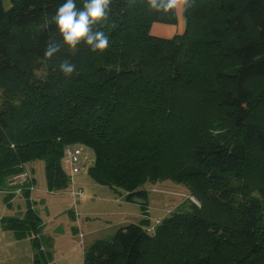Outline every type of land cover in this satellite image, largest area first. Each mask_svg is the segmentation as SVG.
I'll list each match as a JSON object with an SVG mask.
<instances>
[{
  "label": "trees",
  "instance_id": "1",
  "mask_svg": "<svg viewBox=\"0 0 264 264\" xmlns=\"http://www.w3.org/2000/svg\"><path fill=\"white\" fill-rule=\"evenodd\" d=\"M63 2L10 0L5 10L0 0V190L36 160L50 191L67 189L64 147L80 145L91 178L128 201L169 180L198 202L152 234L147 219L118 228L85 249L84 264H264V0H190L171 38L150 28L176 24V10L112 0L108 21L93 26L109 36L102 54L63 45L51 22ZM50 38L61 44L53 59L43 54ZM61 58L77 72L62 74ZM33 185L18 187L22 217L0 226L30 239L34 264H52Z\"/></svg>",
  "mask_w": 264,
  "mask_h": 264
},
{
  "label": "rangeland",
  "instance_id": "2",
  "mask_svg": "<svg viewBox=\"0 0 264 264\" xmlns=\"http://www.w3.org/2000/svg\"><path fill=\"white\" fill-rule=\"evenodd\" d=\"M1 2L5 10L10 8V0ZM2 103L0 93V108ZM24 169L28 177L19 175L5 191L0 190V219L22 217L25 200L18 187L32 177L34 185L29 199L42 221V236L49 241V245H41V250L48 249L52 264H84V251L93 242L111 239L120 227L140 224L145 212L149 224L146 229L152 234L154 227L172 212L190 203L198 204L182 184L169 180L145 184L146 205H143L128 201L123 194L98 184L88 172L73 176L67 189L50 191L43 161L27 163ZM74 188H81L84 196L72 197L70 191ZM7 195H10L9 206ZM34 255L29 238L17 239L11 231L0 226V264H34Z\"/></svg>",
  "mask_w": 264,
  "mask_h": 264
},
{
  "label": "clouds",
  "instance_id": "3",
  "mask_svg": "<svg viewBox=\"0 0 264 264\" xmlns=\"http://www.w3.org/2000/svg\"><path fill=\"white\" fill-rule=\"evenodd\" d=\"M146 2L150 11L162 15L190 6V0H146ZM111 4L112 0H84L83 7L77 8L76 0H64L51 18L63 45L75 52L78 50V45L83 42L93 53L105 52L109 47V36L103 30L93 31V26L99 25L102 28L108 21ZM60 52L61 44L50 38L44 49V57L53 59ZM58 68L65 76L77 72L76 64L70 63L69 58H61Z\"/></svg>",
  "mask_w": 264,
  "mask_h": 264
},
{
  "label": "built area",
  "instance_id": "4",
  "mask_svg": "<svg viewBox=\"0 0 264 264\" xmlns=\"http://www.w3.org/2000/svg\"><path fill=\"white\" fill-rule=\"evenodd\" d=\"M64 167L70 178L77 174L87 173L93 163V157L90 151L80 145H67L64 147ZM24 178L28 177L25 171L21 174ZM30 178V177H29ZM72 197L79 199L84 196L80 188L72 189L70 191Z\"/></svg>",
  "mask_w": 264,
  "mask_h": 264
},
{
  "label": "crops",
  "instance_id": "5",
  "mask_svg": "<svg viewBox=\"0 0 264 264\" xmlns=\"http://www.w3.org/2000/svg\"><path fill=\"white\" fill-rule=\"evenodd\" d=\"M176 17V24L174 25L154 23L150 28V34L159 38H171L174 35L181 34L184 30V21L182 18L181 8L176 10ZM144 214V219H147V212H145Z\"/></svg>",
  "mask_w": 264,
  "mask_h": 264
},
{
  "label": "water",
  "instance_id": "6",
  "mask_svg": "<svg viewBox=\"0 0 264 264\" xmlns=\"http://www.w3.org/2000/svg\"><path fill=\"white\" fill-rule=\"evenodd\" d=\"M134 202H135V203H138V204H144V203H145L144 200H142V199H138V198H135V199H134Z\"/></svg>",
  "mask_w": 264,
  "mask_h": 264
}]
</instances>
